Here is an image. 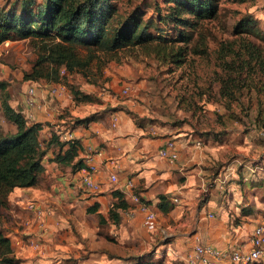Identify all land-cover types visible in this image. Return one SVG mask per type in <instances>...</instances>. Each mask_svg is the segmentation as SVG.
Here are the masks:
<instances>
[{
  "label": "rangeland",
  "instance_id": "rangeland-1",
  "mask_svg": "<svg viewBox=\"0 0 264 264\" xmlns=\"http://www.w3.org/2000/svg\"><path fill=\"white\" fill-rule=\"evenodd\" d=\"M10 1L0 0V6ZM119 7L125 16L133 13L144 19L153 18L157 23L155 27H159L151 28L154 34L165 30L167 35L175 36L182 30L162 20L168 7L166 0H120ZM218 10L214 19L204 20L198 27L187 28L197 45L191 46L188 60L182 66L164 62L139 48L122 49L112 59L100 54V58L93 63V73L89 78L80 73L65 72L58 81H53L55 87L60 88L54 94L63 95L59 99L51 95L54 87L49 88L45 79L35 81L25 78L38 57L42 43L34 38L8 39V52L0 57V82L8 83L10 104L25 109V114L30 112L27 103L29 89L34 88L35 101L39 98L46 109L53 107L59 113V118L64 120V123H59V132L71 129L76 116L96 114L105 106V99L110 97L133 111L141 123L149 122L143 118L147 117L152 124L165 126L160 129H164L163 132L174 140L181 137L178 136L180 133L194 138L195 134L210 129L223 132V135L229 132L224 144L213 146L216 143L210 142L213 171L207 174L210 185L206 187L221 186L223 182L226 185L224 195L229 193L230 200L226 205L227 211L234 207L230 212L232 220L237 221L234 216L239 210L242 215L248 212L246 219L256 225L264 220V39L244 32L236 34V25L243 18L251 16L264 30V0H218ZM199 33L203 35L202 40ZM250 41L257 45L253 48L257 53H250L243 47ZM225 43L233 45L232 52L227 55L222 48ZM72 87L97 97V102L78 106L73 103ZM125 87L129 88L127 94L123 93ZM39 90L43 97L37 96ZM1 94L0 89V125L3 131H13L15 126L3 114ZM241 162V171L244 168L249 171L248 180L242 176L245 170L238 173ZM207 165L204 160L199 167L197 164L193 167L204 169ZM252 165L256 167L255 170ZM228 167H233V172ZM249 177L256 181L252 182ZM233 183L245 192L241 202L237 201L236 204L231 186ZM208 188L192 203L194 208L197 204H203ZM168 217L159 212L155 220L147 221L141 216L138 224L142 230L124 223L121 238L120 233L117 234L119 237L113 234L120 228L113 227L112 221L101 224L99 238L96 242H86L80 256L74 257L77 259L75 264H93L97 261L101 264L108 258L124 261L139 255H150L153 260L161 259L158 264H187L179 249L173 257L168 250L165 256L159 244L165 235L178 233L179 236H187L195 227V217L192 214L182 217L177 214L170 220ZM129 218L136 221V212ZM176 219L179 220L175 222ZM91 256L94 259L88 260Z\"/></svg>",
  "mask_w": 264,
  "mask_h": 264
},
{
  "label": "crops",
  "instance_id": "crops-1",
  "mask_svg": "<svg viewBox=\"0 0 264 264\" xmlns=\"http://www.w3.org/2000/svg\"><path fill=\"white\" fill-rule=\"evenodd\" d=\"M55 86L54 82H48L49 88ZM50 91L51 89L48 90ZM37 93L38 97L44 96L40 90ZM50 93L59 99L63 97L55 95L52 91ZM36 102L37 106H28L30 112L26 114L32 121L47 123L41 136L49 140L53 132L61 133L58 127L64 120L59 118V113L53 107L46 109L39 98ZM110 103L112 106L108 107ZM84 104L86 103L80 105ZM41 105L45 108L38 107ZM104 105L100 110H96V114L76 116L77 119L87 120L83 123H73L71 129L65 130L72 131L73 138L80 141L81 148L76 160L82 159V166L73 169L70 165L58 164L53 160L58 148H50L44 158L45 171L40 183L33 187H17L9 195L2 227L11 237L14 253L20 260L19 264H75L86 242H96L100 236V225L108 221L114 223L113 227L119 226V231H113L118 237L117 234L120 233L119 238L122 237L124 223L138 226V230H142L138 222L141 216L146 219V215L132 200L133 193L139 194L142 201L156 211L157 217L159 212L169 216L168 220L175 218L177 214L181 217L184 214H192L195 217V227L187 236L172 233L163 237L159 246L162 247L165 256L167 250L173 257L179 249L183 253V258H186L198 242L223 251L235 247L248 249L251 246L250 239L256 225H252L250 219H246L248 212L242 215L238 210L234 216L237 221L234 222L231 218L233 215L230 216L234 207L229 208L230 212L226 208L230 203L229 193L224 195L223 188H226V185L221 181V186L206 187L210 185L207 176L213 171L209 153L210 142L216 143L213 146L224 144L229 132L215 137L201 131L195 134L194 138L180 133L178 136L181 137L175 140L179 155L176 160L171 161L160 155V149L167 141L172 140L163 132L164 129H160L165 126L152 124L147 117L143 118L149 122L141 123L133 111L116 101L114 97L105 99ZM22 111L25 112V109ZM90 146L99 150L93 160L98 171L91 173L92 178L101 184V190L98 192L88 190L83 184V175L86 173L84 166ZM204 160L208 164L206 168L193 167L195 164L199 167ZM242 164L243 162L238 165L240 171L238 173L245 170L242 176L244 180H248L249 171L246 168L241 171ZM228 168L233 172V167ZM252 168L255 170L256 167L252 165ZM111 174L117 175V181L111 180ZM249 179L252 182L256 181L251 177ZM130 182L132 185H129ZM231 186L236 196L235 204L237 201L240 203L245 192L238 184L233 183ZM207 188L203 204H197L194 208L192 203H195L202 191ZM117 193L128 201L129 207L127 210H119L120 219L115 222L110 216V209L118 199ZM164 200L169 208L167 212L161 208ZM30 201H35L40 208L52 211L45 217L43 225L36 222L31 225L25 224L34 216L26 207ZM93 206L96 211H89V207ZM130 211H133V214L136 212L134 218L136 221L129 218ZM92 259L94 256L88 258ZM115 259L116 261H112L108 258L101 264L126 263L122 259ZM98 262L100 261L92 263ZM218 264L232 262L225 258Z\"/></svg>",
  "mask_w": 264,
  "mask_h": 264
},
{
  "label": "trees",
  "instance_id": "trees-1",
  "mask_svg": "<svg viewBox=\"0 0 264 264\" xmlns=\"http://www.w3.org/2000/svg\"><path fill=\"white\" fill-rule=\"evenodd\" d=\"M119 1L12 0L0 6V44L8 39L26 38H34L42 43L31 71L25 74L26 79L35 81H58L62 69L89 78L93 73V63L100 58V54L112 59L118 51L126 48H139L164 62L182 66L188 60L191 46L197 45L187 28L198 27L202 21L214 19L219 12L218 0H166L168 7L162 20L169 26L182 28L175 36H171L164 33L165 30L154 34L151 28L159 27H155L157 23L153 18L144 19L133 13L123 15ZM239 32L264 39V30L258 27L256 19L251 16L237 23L236 34ZM199 35L203 36L202 33ZM255 46L251 41L243 44L250 53H257L253 49ZM222 48L227 55L232 52L233 45L225 43ZM7 85V82H0L3 114L15 126V130L3 131L0 125V264H19L11 237L2 227V210L8 205L9 195L17 187H33L40 183L45 171L44 158L50 148H58L53 158L58 164L76 169L82 166L83 160H76L81 148L78 139L62 140L56 131L49 140L43 138L41 134L47 123L32 121L24 111L11 105ZM72 92L76 104L98 100L75 87H72ZM86 120L76 118L74 123ZM262 125L264 127V119ZM202 133L215 137L224 134L211 129ZM116 196L118 199L110 209V216L118 222L119 210H127L129 203L121 194L117 193ZM166 204L165 200L161 204L164 212L169 210ZM88 210L96 211L94 206ZM124 262L158 264L146 255L129 257Z\"/></svg>",
  "mask_w": 264,
  "mask_h": 264
},
{
  "label": "built area",
  "instance_id": "built-area-1",
  "mask_svg": "<svg viewBox=\"0 0 264 264\" xmlns=\"http://www.w3.org/2000/svg\"><path fill=\"white\" fill-rule=\"evenodd\" d=\"M10 46V41L6 40L0 44V57L8 52ZM65 69H62V74H65ZM57 87H54V93L58 91ZM129 88L125 87L123 93L127 94ZM27 103L29 106H37L35 101L34 88L29 89V95H27ZM60 138L62 140L73 139L72 131H65L60 133ZM99 150L97 148L90 146L88 147V154L86 156V165L84 166V171L86 172L83 175V184L85 187L92 191L98 192L101 190V184L95 181L91 173L98 171L97 166L93 163L94 156ZM160 155L173 161L178 158V152L176 150L175 140H169L166 144L160 149ZM112 181H117V175L111 174L110 176ZM129 185H132L130 182ZM132 200L138 204L139 210L143 211L146 215L147 221H153L157 217L156 211L150 209L148 205L142 201L141 196L137 193L132 194ZM27 209L32 211L34 216L31 219H28L25 224L31 225L33 222L43 225L44 219L47 214H51L52 211H47L43 208L37 206L35 202H29ZM130 214H133V211H130ZM251 246L248 249L235 247L229 251H223L212 245L203 244L198 242L192 251L187 254L186 262L187 264H218L220 261L228 258L231 260L232 264H264V220L256 224L254 227L252 236H251Z\"/></svg>",
  "mask_w": 264,
  "mask_h": 264
}]
</instances>
